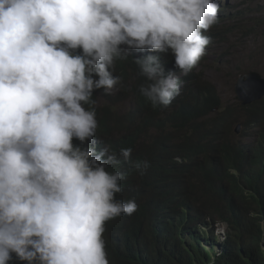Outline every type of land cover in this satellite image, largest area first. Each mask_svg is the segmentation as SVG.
Here are the masks:
<instances>
[{"label": "clouds", "instance_id": "9594fccd", "mask_svg": "<svg viewBox=\"0 0 264 264\" xmlns=\"http://www.w3.org/2000/svg\"><path fill=\"white\" fill-rule=\"evenodd\" d=\"M219 11V0H0V264H110L107 222L138 210L116 198L133 150L98 151L84 105L122 83L115 62L133 50L171 53L188 75ZM135 63L154 108L180 95L159 56ZM150 166L133 163L141 177Z\"/></svg>", "mask_w": 264, "mask_h": 264}, {"label": "trees", "instance_id": "16d2710c", "mask_svg": "<svg viewBox=\"0 0 264 264\" xmlns=\"http://www.w3.org/2000/svg\"><path fill=\"white\" fill-rule=\"evenodd\" d=\"M147 55L159 56L182 82L166 107L154 108L138 91L145 78L135 59ZM113 75L122 83L110 93L95 90V103L84 105L97 114L98 151L133 150L120 167L127 178L116 198L134 199L138 210L107 222L110 264H264V102L243 108L236 136V115L215 114V89L200 85L195 69L183 75L171 53L133 50L115 62ZM150 125L161 134L147 138ZM143 160L151 166L141 177L133 163ZM217 225L225 226L222 243L213 234Z\"/></svg>", "mask_w": 264, "mask_h": 264}, {"label": "rangeland", "instance_id": "374dc122", "mask_svg": "<svg viewBox=\"0 0 264 264\" xmlns=\"http://www.w3.org/2000/svg\"><path fill=\"white\" fill-rule=\"evenodd\" d=\"M219 3L218 22L203 33L211 37V43L194 69L200 76V85L205 82L215 89L220 101L215 114L230 110L236 115L232 130L239 136L243 133L244 107L235 95L238 78L256 73L264 80V0H219ZM144 132L150 139L161 134L153 125ZM217 227L213 234L222 243L225 226ZM219 228L224 231L219 232Z\"/></svg>", "mask_w": 264, "mask_h": 264}, {"label": "water", "instance_id": "95a60500", "mask_svg": "<svg viewBox=\"0 0 264 264\" xmlns=\"http://www.w3.org/2000/svg\"><path fill=\"white\" fill-rule=\"evenodd\" d=\"M235 95L243 106L260 102L264 98V80L256 73L239 76L235 86Z\"/></svg>", "mask_w": 264, "mask_h": 264}]
</instances>
